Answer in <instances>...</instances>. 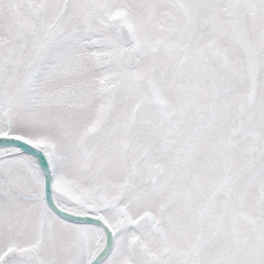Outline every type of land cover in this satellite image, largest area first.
<instances>
[{
  "label": "snow or ice",
  "instance_id": "snow-or-ice-1",
  "mask_svg": "<svg viewBox=\"0 0 264 264\" xmlns=\"http://www.w3.org/2000/svg\"><path fill=\"white\" fill-rule=\"evenodd\" d=\"M0 264H264V0H0Z\"/></svg>",
  "mask_w": 264,
  "mask_h": 264
}]
</instances>
